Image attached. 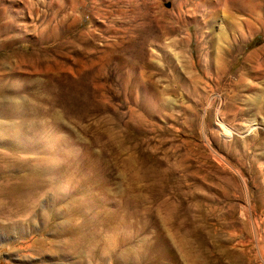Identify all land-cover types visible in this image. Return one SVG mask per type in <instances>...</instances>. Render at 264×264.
<instances>
[{"label": "rangeland", "instance_id": "obj_1", "mask_svg": "<svg viewBox=\"0 0 264 264\" xmlns=\"http://www.w3.org/2000/svg\"><path fill=\"white\" fill-rule=\"evenodd\" d=\"M223 1L0 0V264H264V0Z\"/></svg>", "mask_w": 264, "mask_h": 264}, {"label": "bare ground", "instance_id": "obj_2", "mask_svg": "<svg viewBox=\"0 0 264 264\" xmlns=\"http://www.w3.org/2000/svg\"><path fill=\"white\" fill-rule=\"evenodd\" d=\"M244 1V0H243ZM251 1V0H250ZM259 1V0H258ZM240 2V1H239ZM242 4V3H241ZM245 4V3H244ZM260 4V3H259ZM259 4H256V3H252L250 2V10H249V14L247 13V15H249V17H246V18H242L241 21L243 22V25L240 24L239 27H237V29H233L235 30V33L236 35H231L233 36L231 41H228L226 43V52L227 53H231L232 52V47L235 45L234 43H232L233 39H237V37H242L244 34L246 33H249V32H252L253 29L255 28V23L257 19H259V13H260V9H262L264 7V5H259ZM221 6L222 8L224 9V11L227 13V15L229 16H232V17H235L236 15H234L235 13L232 12L231 10V7L229 6L228 4V1L224 0L223 2H221ZM245 7H247L248 5H244ZM243 7V6H242ZM142 8V7H141ZM144 8V7H143ZM149 8V7H148ZM140 11V10H139ZM151 11V10H150ZM239 15V14H238ZM240 16V15H239ZM232 21V20H231ZM236 21V20H235ZM234 22V21H232ZM233 24V23H232ZM234 26V25H233ZM237 26V25H236ZM235 27V26H234ZM223 31V30H222ZM232 31V30H231ZM225 32V31H224ZM233 32V31H232ZM223 38H225V33L221 36ZM228 37V36H227ZM222 38V39H223ZM263 52V51H262ZM258 54H259V50H256L254 52H252L250 55H248L246 58H245V62L247 61H253L254 63H256V66L252 67L254 68V70L257 68V66H259V61H257L259 58H258ZM263 59V58H262ZM244 62V61H243ZM244 62V64H245ZM252 63V62H251ZM261 65V64H260ZM249 68V67H248ZM243 71V70H242ZM229 131V130H227ZM23 178V177H22ZM24 189V188H23ZM25 189H27L25 187ZM24 192V190H23ZM15 193V192H14ZM22 193V192H21ZM9 196V195H8ZM22 196V195H21ZM26 196V195H25ZM20 198V197H19ZM22 198V197H21ZM28 198V197H27ZM23 200V199H22ZM20 201V200H19ZM26 203V202H25ZM23 204V203H22ZM24 206V205H22ZM27 206V204H26ZM16 208V207H15ZM23 213V212H22ZM16 215V214H15ZM18 215V214H17ZM17 220V219H16Z\"/></svg>", "mask_w": 264, "mask_h": 264}]
</instances>
